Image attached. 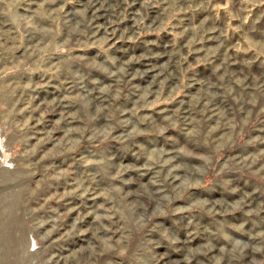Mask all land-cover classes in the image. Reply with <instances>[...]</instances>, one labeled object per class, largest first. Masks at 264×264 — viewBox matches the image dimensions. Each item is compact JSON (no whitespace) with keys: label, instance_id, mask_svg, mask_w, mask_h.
I'll return each instance as SVG.
<instances>
[{"label":"rangeland","instance_id":"obj_1","mask_svg":"<svg viewBox=\"0 0 264 264\" xmlns=\"http://www.w3.org/2000/svg\"><path fill=\"white\" fill-rule=\"evenodd\" d=\"M0 264H264V0H0Z\"/></svg>","mask_w":264,"mask_h":264}]
</instances>
